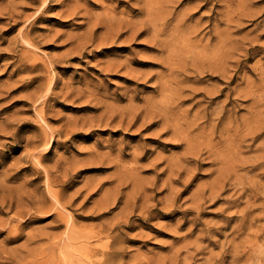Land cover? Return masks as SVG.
Segmentation results:
<instances>
[{
  "label": "rangeland",
  "instance_id": "374dc122",
  "mask_svg": "<svg viewBox=\"0 0 264 264\" xmlns=\"http://www.w3.org/2000/svg\"><path fill=\"white\" fill-rule=\"evenodd\" d=\"M213 2L170 1V22L186 25L158 49L147 34L97 45L106 27L95 21L121 16L120 0H0V264H97L108 235L110 264H264V0ZM128 56L142 63L107 69ZM170 64L182 136L158 109L157 123L143 120ZM231 107L238 154L236 121L223 135ZM210 133L226 138L225 163L206 149Z\"/></svg>",
  "mask_w": 264,
  "mask_h": 264
},
{
  "label": "bare ground",
  "instance_id": "6f19581e",
  "mask_svg": "<svg viewBox=\"0 0 264 264\" xmlns=\"http://www.w3.org/2000/svg\"><path fill=\"white\" fill-rule=\"evenodd\" d=\"M170 1H172V0H120V2H124V3H126L127 4V6L129 7L128 8V10H122L121 12H122V15L121 16H115V15H112V14H106V12H105V14H106V16H105V18H104V20L103 21H95L96 23H95V26H98L99 24H103V25H105V27H106V30L103 32V35H100V36H102L101 37V40H100V42H98V46H101V45H111V44H114V43H116L117 41H119V39H121L122 37V40H121V43L123 42V43H130V42H134V41H136V39H138L139 37H141V36H144L145 34H147V35H151L150 37L152 38V39H148V38H144V39H146V40H149V41H152L153 43H155V45H157V47H159L158 49H160V48H162V47H164V46H166V45H169V47L170 48H173L172 46V44H170L169 43V41H168V36H170V34H174V33H180L181 32V29H182V27L183 26H185L186 25V16L185 17H183L182 16V18H180L177 22H175L173 25H172V23L170 22V18H168V12H169V7H168V4H169V2ZM175 1V0H174ZM208 1V0H207ZM229 1H231V0H229ZM243 1V0H242ZM215 2H216V0H215ZM215 2H213V3H215ZM219 3V2H218ZM171 5V4H170ZM206 5V4H205ZM227 5V4H226ZM232 6V5H231ZM226 7V6H225ZM222 8H223V6H222ZM241 8V7H240ZM115 9V8H114ZM165 9H168V12H165L164 10ZM215 6H212V7H210V11L209 12H215ZM225 9V8H224ZM238 9V8H237ZM244 9V8H243ZM167 11V10H166ZM184 11H186V10H184ZM206 11V10H205ZM218 10L216 9V12H217ZM236 11V10H235ZM174 12V11H173ZM108 13V12H107ZM167 13V14H166ZM184 13V12H183ZM205 13V12H204ZM203 13V14H204ZM235 13V12H234ZM233 13V14H234ZM238 13V12H237ZM104 14V13H103ZM138 14H140L141 15V18L140 19H138V20H133V16H135V15H138ZM189 14H190V12H189ZM234 16V15H233ZM229 19V18H228ZM97 20V19H96ZM230 21V20H229ZM228 21V22H229ZM233 21H234V18H233ZM232 21V22H233ZM205 22V21H204ZM203 22V23H204ZM208 22H210V21H208ZM227 22V23H228ZM170 24L172 25V27H169L170 26ZM188 24V23H187ZM206 24H207V22H206ZM216 25H217V23H216ZM200 26V25H199ZM218 26V25H217ZM93 27V26H92ZM100 27V26H99ZM98 27V28H99ZM194 28V27H193ZM199 28V27H198ZM231 28V27H230ZM208 29V28H207ZM221 30V29H220ZM96 31H97V27H96V29L94 30V28L92 29V31L85 37L87 40L85 41V40H83V41H85V42H82V45H81V47H85V44L86 43H88L89 41H93L94 39H95V33H96ZM188 33V32H187ZM249 34V33H248ZM247 34V35H248ZM245 35H246V33H245ZM190 36H191V34H190ZM180 37H181V35H180ZM187 37V36H186ZM246 37V36H245ZM183 38V37H182ZM184 38H185V36H184ZM183 38V39H184ZM191 38V37H190ZM211 38V37H210ZM229 38V37H228ZM246 40V39H245ZM140 41V40H139ZM138 41V42H139ZM172 41V40H171ZM247 41V40H246ZM94 42V41H93ZM175 42V41H174ZM188 42V41H187ZM217 42V41H216ZM228 42H229V40H228ZM148 43V42H147ZM186 43V42H185ZM257 43V42H256ZM212 45H214V44H212ZM181 46V45H180ZM183 46H185V44L183 43ZM221 46V45H220ZM157 47H151V48H157ZM176 47V46H175ZM165 48V47H164ZM212 48V47H211ZM181 49V48H180ZM180 49H179V51H180ZM187 49H190V48H188L187 47ZM201 49H202V47H201ZM222 49V48H221ZM174 50V49H173ZM178 49H176V51H177ZM197 50V49H196ZM204 50V49H203ZM194 51V50H193ZM169 52L171 53V51L169 50ZM185 52V51H184ZM202 52V51H201ZM200 52V53H201ZM211 52V51H210ZM214 52H215V49H214ZM198 53H199V51H198ZM208 53V52H207ZM169 54V53H168ZM192 54V53H191ZM203 54V53H202ZM187 56H188V54H186ZM192 55H194V54H192ZM205 55H206V53H205ZM218 55V54H217ZM236 55V54H235ZM166 56V55H165ZM170 56L171 55H169V56H167L168 58H170ZM183 56V55H182ZM200 56H201V54H200ZM184 57H185V55H184ZM194 57V56H193ZM211 57V56H210ZM229 57H232V56H229ZM172 58V57H171ZM205 58H206V56H205ZM205 58H204V61H205ZM221 58H222V56H221ZM187 59V58H186ZM210 60H212V59H210ZM110 61V60H109ZM193 61V60H192ZM197 61V60H196ZM220 61H221V59H220ZM134 62H141V61H139L137 58H135V57H130V56H128L125 60H122V61H120V60H115V61H113V62H110V64H108V68L107 69H119V68H126L127 69V71H132V69L130 68V64H132V63H134ZM169 62V61H168ZM142 63V62H141ZM144 63V62H143ZM205 63V62H204ZM218 63V62H217ZM196 64V63H195ZM229 64V63H228ZM259 64H260V62H259ZM199 65V64H198ZM225 65V64H224ZM254 65H255V63H254ZM177 65H173V64H170L168 67H169V73L167 74V76H165V77H167L166 79L165 78H163V80L160 82V85H159V87H160V92H161V94H162V96H161V99H159V100H157L158 102H154L153 100H152V102H149V105H147L146 107H145V116H144V121H146V118L147 117H149L150 119H152L151 121L153 122V123H151V124H154V123H157L158 121L157 120H153V119H155L156 118V116H159L160 118H163V120H164V123H165V125H167V124H171V128L173 129V131H174V133L173 134H176L177 136H180L181 134H182V131H190V126H186L187 124H186V121H185V123H184V121H181L180 119H178V117L176 118H174L172 115H173V113H174V107L172 106L173 105V101H174V99H173V96H174V92H172L171 90L173 89V87H172V82L176 79L175 78V70H176V67ZM182 66V65H181ZM189 66V65H188ZM219 66V65H218ZM258 66V65H257ZM183 67V66H182ZM236 67V66H235ZM261 67V66H260ZM184 68V67H183ZM201 69V68H200ZM207 69V68H206ZM205 69V70H206ZM226 69V68H225ZM237 69V68H236ZM263 69V68H262ZM250 71V70H249ZM261 71V70H260ZM141 72V71H140ZM218 72V71H217ZM234 72H235V70H234ZM148 73V72H147ZM153 73V72H152ZM151 73V74H152ZM207 73V72H206ZM224 73H225V71H224ZM139 74V73H138ZM138 74H137V77H138ZM192 74V73H191ZM195 74V73H194ZM214 74H215V72H214ZM231 74H232V72H231ZM246 74V73H245ZM204 75V74H203ZM244 75V74H243ZM263 75V74H262ZM147 76H149V75H147ZM161 76V75H160ZM241 76V75H240ZM264 76V75H263ZM262 76V77H263ZM136 77V76H135ZM232 77V76H231ZM239 77V76H238ZM144 78H145V76H144ZM239 80V79H238ZM248 80V79H247ZM192 81V80H191ZM157 82V81H156ZM238 83H239V81H238ZM237 83V84H238ZM255 83V82H254ZM181 84V83H180ZM191 85V84H190ZM254 85V84H253ZM263 85H264V83H263ZM195 86V85H194ZM194 86H193V88H194ZM206 87H208V86H206ZM217 87V86H216ZM235 87H236V85H235ZM238 87V86H237ZM241 88V87H240ZM209 89H210V87H209ZM249 89V88H248ZM263 89V88H262ZM243 90V89H242ZM251 90V92L253 93V91H252V89H250ZM168 91H171V92H168ZM200 91V90H199ZM209 92H210V90H208ZM245 91H247V89L245 90ZM255 91V90H254ZM208 92V93H209ZM234 92H236V89H235V91ZM238 92V91H237ZM242 92V91H241ZM196 93V92H195ZM217 93V92H216ZM218 93H220V92H218ZM250 93V92H249ZM251 93V94H252ZM246 94H248V92L246 93ZM254 94V93H253ZM253 94H252V96H253ZM176 95V94H175ZM194 94H192V96H193ZM210 96H211V94H209ZM257 95V94H256ZM246 96V95H245ZM133 97V96H132ZM188 97V96H187ZM213 97V96H212ZM235 97H237V96H235ZM246 97H248V95L246 96ZM250 97V96H249ZM262 97V96H261ZM229 98V97H228ZM197 99V98H196ZM199 99H200V97H199ZM231 99V98H230ZM262 99H263V97H262ZM261 99V100H262ZM227 100V99H226ZM260 100V101H261ZM194 101V100H193ZM192 102V101H191ZM226 102V101H225ZM195 103V102H194ZM257 103V102H256ZM261 103V102H260ZM220 104V103H219ZM193 105V104H192ZM206 105H208V104H206ZM130 106V105H129ZM188 106V105H187ZM223 106V109H220L219 110V113H220V116H225L226 115V109H225V106L224 105H222ZM243 106H244V104H243ZM242 106V107H243ZM252 106V105H251ZM138 107V106H137ZM216 107V106H215ZM261 108V107H260ZM133 109H134V107H133ZM132 109V110H133ZM156 109H158V114L155 116V115H153V114H156ZM198 109V108H197ZM109 110V109H108ZM238 110V109H237ZM237 110H234V111H232V107L231 108H229V120H228V123L225 125V127H224V130H223V135L224 134H226L228 131H229V137H230V128H231V126H233L234 125V121H236V127H235V129H236V131L238 132V134L236 133L235 135H238V142H237V146H235V148H236V152H237V154H238V152H241V149H242V142L244 141V136L242 135V132L240 131V129H241V124H242V122L240 121V116L238 115V113H237ZM262 110H263V108H262ZM260 111V113H262L263 111ZM139 111V110H138ZM126 112V111H125ZM136 112V111H135ZM134 112V113H135ZM212 112V111H211ZM113 113V112H112ZM138 113V112H137ZM136 113V114H137ZM258 113V112H257ZM259 113V114H260ZM252 115V114H251ZM137 116V115H136ZM215 116V115H214ZM233 116V117H232ZM246 116H249V115H246ZM261 116H263V115H260V118H262ZM121 117V116H120ZM123 117H125V116H123ZM186 117H187V115H186ZM112 118V117H111ZM233 118V119H232ZM120 119V118H119ZM132 119H133V117H132ZM192 119V118H191ZM205 119V118H204ZM246 119V118H245ZM258 119V118H257ZM143 120H142V122H143ZM149 120V119H148ZM193 120V119H192ZM101 121V120H100ZM107 121H109V119L108 120H106L105 121V125H106V122ZM189 121V120H188ZM209 121V120H208ZM132 122V121H131ZM130 121H128V124L129 125H131L132 123H131ZM142 122H141V124H142ZM203 122V121H202ZM259 122V121H258ZM144 123V122H143ZM148 123V122H147ZM196 123V122H195ZM198 123V122H197ZM196 123V124H197ZM212 123V122H211ZM245 123V122H244ZM243 123V124H244ZM186 124V125H185ZM201 124V123H200ZM208 125V124H207ZM210 125H212V124H210ZM216 125V124H215ZM258 125V124H257ZM256 125V126H257ZM122 126V125H121ZM198 126V125H197ZM138 127H139V125H138ZM143 127H144V125H143ZM143 127H141V128H143ZM166 127V126H165ZM165 127H162L163 129H166ZM129 128V127H128ZM127 128V129H128ZM247 128V127H246ZM136 129V128H135ZM193 129V128H192ZM203 129V128H202ZM243 130V129H242ZM251 130H253V129H251L250 128V131ZM206 131V130H205ZM214 131V126H212V131L211 132H213ZM240 131V132H239ZM158 132V131H157ZM156 132V133H157ZM200 132V131H199ZM202 132H204V131H202ZM246 132H249V130L248 131H246ZM185 133V132H184ZM255 133V132H254ZM172 134V135H173ZM197 134V133H196ZM205 134H206V132H205ZM256 134V133H255ZM260 135H261V133H260ZM158 136V135H157ZM174 136V135H173ZM176 136V137H177ZM182 136V135H181ZM219 136V135H218ZM166 137V136H165ZM164 137V138H165ZM188 137H189V135H188ZM187 137V138H188ZM201 137V136H200ZM207 137V136H206ZM169 138H170V135H169ZM181 138H183V137H181ZM208 139V141L206 142V149L208 148V151L209 152H211L212 153V155H213V157H214V159H217V160H219V162H226V160L229 158L228 156H229V153H226L225 152V148L223 149V150H221V145L223 144V142L226 140V138H222V136H220V138L219 139H216V136H213L212 135V133H210L209 135H208V137H207ZM254 138H255V136H254ZM196 139V138H195ZM175 140H176V138H175ZM180 140V139H179ZM199 140H200V138H199ZM202 140V139H201ZM166 141V140H165ZM183 141H185V140H183ZM187 141V140H186ZM176 142V141H175ZM182 142V141H181ZM192 142V141H191ZM197 142H198V140H197ZM198 143H200V141L198 142ZM249 143H251V142H249ZM262 143V142H261ZM192 144V143H191ZM230 144V143H229ZM229 144L227 145V146H229ZM232 144V143H231ZM258 145H259V142H258ZM187 146V145H186ZM194 146H196V145H194ZM231 146V145H230ZM190 148H192L191 146H189ZM234 147V146H233ZM255 148V147H254ZM201 149H203V148H201ZM186 150V149H185ZM184 150V151H185ZM192 150H190V152H191ZM194 151V150H193ZM103 154V153H102ZM191 154V153H190ZM189 153L187 154V155H190ZM196 154H197V152H196ZM101 155V154H100ZM108 155V154H107ZM168 156V155H167ZM105 157V156H104ZM228 157V158H227ZM179 158V157H178ZM235 158V157H234ZM163 159V158H162ZM177 159V158H176ZM242 159V158H241ZM118 160H119V158H118ZM179 160V159H178ZM207 160H208V158H207ZM160 161V160H159ZM158 161V162H159ZM172 161H173V159H172ZM180 161V160H179ZM171 161H169V163H170ZM240 162V161H239ZM177 163V162H176ZM231 163V162H230ZM257 163V162H256ZM183 164V163H182ZM185 164V163H184ZM222 164V163H221ZM189 166V165H188ZM187 166V168H189ZM179 167V166H178ZM166 168V167H165ZM174 168V167H173ZM170 169H172V168H170ZM232 169V168H231ZM230 169V170H231ZM236 169H238V168H235V171H236ZM176 170H177V168H176ZM181 170V169H180ZM197 170V169H196ZM209 170V169H208ZM212 170V169H211ZM233 170V169H232ZM244 170V169H243ZM234 171V172H235ZM240 172H241V170H239ZM173 172H174V169H173ZM172 172V173H173ZM191 172V171H190ZM189 172V173H190ZM193 172V171H192ZM233 172V171H232ZM169 173V172H168ZM171 173V172H170ZM186 173H188V172H186ZM188 173V174H189ZM176 174V173H175ZM188 174H185L186 176H189ZM194 174H195V172H194ZM238 174V173H237ZM173 176H174V174H172ZM172 175L170 176V177H172ZM177 176H178V174H177ZM185 176V180H186V178H188V177H186ZM193 176V175H192ZM167 177H169V176H167ZM213 177H215L213 180H212V182L213 183H215L216 184V186H218V188H222V185H221V181H222V179L224 180L225 179V177H226V173L224 172V167L223 166H219V168H218V173H217V175H214ZM236 177H237V175H236ZM235 177V178H236ZM175 178H177L176 176H175ZM171 179V178H170ZM184 179V178H183ZM237 180V179H236ZM236 180H234V181H236ZM226 181V180H225ZM206 182V181H205ZM186 184V183H185ZM202 184H204V183H201L200 185H202ZM172 185H174V184H172ZM206 185V184H205ZM236 185V184H235ZM170 186V185H169ZM175 186V185H174ZM203 186V185H202ZM202 186H201V188H202ZM121 187V186H120ZM167 188H168V186H167ZM173 188V187H172ZM118 189V188H117ZM174 190H177V188L176 189H174ZM218 190V189H217ZM199 192H201L200 191V188H199ZM112 193V192H111ZM111 193H108L107 192V194L109 195V194H111ZM193 193V192H192ZM196 193V192H195ZM197 193H198V191H197ZM240 193V192H239ZM58 194H59V192H58ZM175 194H177L176 192H175ZM219 194H220V192H219ZM218 194V195H219ZM107 195V196H108ZM117 195H119V194H117ZM178 195V194H177ZM217 195V196H218ZM248 195V194H247ZM106 196V197H107ZM112 196H114V195H112ZM173 196H174V192H173ZM194 196V195H193ZM59 197V196H58ZM57 197V198H58ZM171 197V196H170ZM108 198V197H107ZM107 198H106V200H107ZM111 198V197H110ZM114 198V197H113ZM118 198V197H117ZM249 198V197H248ZM172 199V198H171ZM194 199H197V197L196 198H194ZM243 199V198H242ZM114 201L116 202L117 200L116 199H114ZM169 201H172V200H170V198H169ZM198 201V200H197ZM248 201V200H247ZM230 202V201H229ZM110 203V202H109ZM107 204H108V202H107ZM115 204V203H114ZM167 204H168V202H167ZM240 204V203H239ZM110 205V204H109ZM174 206V205H173ZM247 206V205H246ZM111 207V206H110ZM193 207V206H192ZM134 208V207H133ZM168 209H170L169 207H167ZM173 208V207H172ZM238 208V207H237ZM129 210V209H128ZM150 210V209H149ZM122 211V210H121ZM133 211V210H132ZM241 211V210H240ZM123 212H125L124 210H123ZM126 212L128 213V211L126 210ZM125 212V213H126ZM168 212V211H167ZM235 212V211H234ZM233 212V213H234ZM244 212H245V210H244ZM245 214V213H244ZM122 215V214H121ZM118 216H120V215H118ZM118 216H116V218L118 217ZM121 217V216H120ZM247 217V216H246ZM115 219V218H114ZM119 219V218H118ZM118 219H116V220H118ZM122 219H124V218H122ZM128 219H130V218H128ZM118 221H120V220H118ZM127 221V220H126ZM114 222V221H113ZM116 222V221H115ZM117 223V222H116ZM123 223H125V222H123ZM128 223V222H127ZM113 224V223H112ZM114 227V226H113ZM102 228V227H101ZM11 230V229H10ZM15 231V230H14ZM11 232V231H10ZM200 233V232H199ZM198 233V234H199ZM230 233V232H229ZM15 234V233H14ZM109 234V233H108ZM107 234V235H108ZM228 234V233H227ZM96 235H98V234H96ZM102 235V234H101ZM107 235H106V237H107ZM212 235V234H211ZM235 235V234H234ZM239 235V234H238ZM259 235V234H258ZM258 235H257V237H258ZM10 236V235H9ZM79 236V235H78ZM84 236V235H83ZM83 236H79V237H83ZM89 236H90V234H89ZM92 236H95V233H94V235H93V233H92V235H91V237ZM105 236V235H104ZM76 238L77 237V235L76 236H74L73 234L72 235H70V238ZM102 237V236H101ZM234 237V236H233ZM74 238V239H75ZM87 238V237H86ZM88 238H90V237H88ZM87 238V239H88ZM98 238H100L99 237V235H98ZM97 238V239H98ZM78 239V238H77ZM108 240L106 241V245H103V243H104V240H103V242H101V244L103 245V247L102 246H99L98 248H101L102 247V249H100L99 250V252L101 253V257L100 258H96V257H94L93 259H95L94 261L97 263V264H110L111 263V256L109 257V254L111 253L110 251H111V242H112V236H110V235H108V238H107ZM259 239V238H258ZM100 240V239H99ZM195 241V240H194ZM73 242V239H72V241L70 242V243H72ZM100 242H99V244H100ZM189 242V241H188ZM256 243V242H255ZM254 243V244H255ZM100 244V245H101ZM111 244V245H110ZM49 245V244H48ZM256 246V245H255ZM45 248V247H44ZM54 248V247H53ZM119 248V247H118ZM197 248V247H196ZM42 249V248H41ZM47 249V248H46ZM51 249V248H50ZM49 249V250H50ZM212 249V248H211ZM255 249H256V247H255ZM92 250V249H91ZM95 250H96V248H95ZM119 251V250H118ZM117 251V252H118ZM47 252V251H46ZM52 252V251H51ZM90 252V251H89ZM98 252V251H97ZM180 252V251H179ZM178 252V253H179ZM222 252V251H221ZM258 252V251H257ZM5 253V252H4ZM45 253V252H44ZM91 253V252H90ZM89 253V254H90ZM34 254V253H33ZM49 254V253H48ZM47 254V256H49V255H51V254H53V252L52 253H50L49 255ZM221 254V253H220ZM220 254H218V255H220ZM4 255V254H3ZM44 255V254H43ZM45 255H46V253H45ZM210 255V254H209ZM256 255V254H255ZM6 256V255H5ZM35 256H37V254H35ZM39 258H40V256H38ZM210 257V256H209ZM32 258H34V257H32ZM253 258V257H252ZM40 259H42V257L40 258ZM164 259V258H163ZM175 259H176V257H175ZM209 259V258H208ZM17 260V259H16ZM34 260V263H35V258L33 259ZM32 260V261H33ZM37 261H39L38 260V258L36 259ZM45 260H47V259H45ZM215 260V259H214ZM254 260V259H253ZM86 261V260H85ZM40 262V261H39ZM91 262V261H90ZM185 262V261H184ZM19 263H22V262H19ZM26 263V262H25ZM177 263H178V261H177ZM190 263V262H189ZM213 263V262H212ZM17 264V263H16ZM62 264V263H61ZM64 264V263H63ZM206 264H208V263H206Z\"/></svg>",
  "mask_w": 264,
  "mask_h": 264
}]
</instances>
